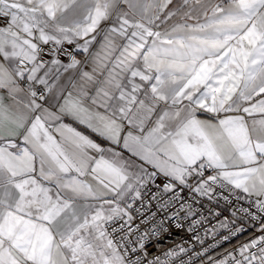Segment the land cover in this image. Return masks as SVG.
Masks as SVG:
<instances>
[{
  "label": "snow or ice",
  "instance_id": "snow-or-ice-1",
  "mask_svg": "<svg viewBox=\"0 0 264 264\" xmlns=\"http://www.w3.org/2000/svg\"><path fill=\"white\" fill-rule=\"evenodd\" d=\"M0 264H264V0H0Z\"/></svg>",
  "mask_w": 264,
  "mask_h": 264
},
{
  "label": "built area",
  "instance_id": "built-area-1",
  "mask_svg": "<svg viewBox=\"0 0 264 264\" xmlns=\"http://www.w3.org/2000/svg\"><path fill=\"white\" fill-rule=\"evenodd\" d=\"M208 207H211V205H206V208H208ZM216 210L222 212L221 218H223L224 215H229L230 214V209L226 211L225 210V205H224L223 202H221L219 204V206L216 208ZM216 223H217L216 217L210 215L207 218L205 226L206 227H210L211 225L216 224ZM173 231H174V234L172 235V237L168 241H166L167 244L172 245L174 242L175 243H183L185 241L188 242L187 243L188 247H192L193 244H195V241L191 240V233H188L186 231H181V230H175V229ZM253 233H254V229L249 228V230L244 232V233H242L239 236L238 239L234 238L231 242L225 243L224 247L230 249L233 246H237L239 243H242V242L246 241ZM201 235H203L202 230H201ZM206 242L207 243H212L211 237H207L206 238ZM197 247H198V245H197ZM223 250H224L223 248H218L216 250V252H217V254H222Z\"/></svg>",
  "mask_w": 264,
  "mask_h": 264
}]
</instances>
